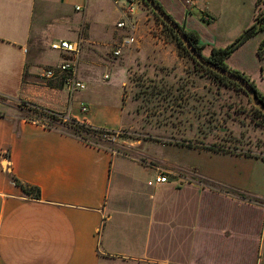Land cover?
Listing matches in <instances>:
<instances>
[{"label": "crops", "instance_id": "obj_1", "mask_svg": "<svg viewBox=\"0 0 264 264\" xmlns=\"http://www.w3.org/2000/svg\"><path fill=\"white\" fill-rule=\"evenodd\" d=\"M158 1L200 35L206 53L224 47L202 31L201 17L213 18L209 0L189 9ZM120 17L115 0H0V264H264V140L206 116L217 102H252L237 88L179 84L177 73L149 70L154 82L140 94L136 60L126 54L132 44L112 52L129 34L117 27ZM59 40H81L85 89L69 92L62 76L40 78L68 56L51 47ZM263 41L264 30L226 63L264 93ZM152 100L158 111L137 105ZM18 101L63 120L135 131L115 148L90 144L10 112ZM149 111L164 117L150 121ZM8 172L38 186L40 198L26 196ZM159 173L168 181L149 184Z\"/></svg>", "mask_w": 264, "mask_h": 264}, {"label": "rangeland", "instance_id": "obj_2", "mask_svg": "<svg viewBox=\"0 0 264 264\" xmlns=\"http://www.w3.org/2000/svg\"><path fill=\"white\" fill-rule=\"evenodd\" d=\"M253 4L255 6H253ZM208 5L213 14V18L212 21L209 22L201 17L202 31L206 33L207 37H212V39L216 41L215 43H217L219 46H226L227 43L232 42L248 27L247 26L241 31L243 25H245L246 21H248V19L251 17L253 8L255 11L253 17L254 21L256 20V17H259V19L264 18V0H257L256 2L254 0H209ZM172 17L174 18L173 15ZM139 20L138 30L135 34L136 40L131 43L132 45L128 46V48L126 47V49L129 50L126 51V54L132 56L134 60H136L134 61V70L136 72L132 74V78L134 84L136 85L137 92L140 94H142V92L145 94L150 92L147 91L146 88L152 85L154 79L147 75V70L161 73H177L178 76H180L177 78V82H179V84L183 82L188 83L189 81L193 82L196 80L198 87L206 85L217 86L215 83L212 84L206 75L196 71L192 60L183 53L174 38L164 28L162 22L153 14L151 9L144 7L143 13ZM261 22H264V19L261 20ZM180 24L187 28L185 23ZM235 56L236 55H234V60ZM228 58L226 59L227 62H229ZM229 65H231L230 62ZM229 67L232 68V66ZM193 71L196 72V78L189 79L188 76L192 75ZM252 81H254V79ZM164 91L166 93V89H164ZM81 93L84 94L87 93V91H81ZM126 95L127 93L125 96ZM245 98L247 101L249 100V102H251L246 94ZM166 101H164V103H166ZM11 104L16 108H12L10 112H20L30 120H32V118H36L43 121V123L48 122L49 124L55 126L62 125L60 121L52 120V118L48 116L49 114L43 110H34L32 103L18 101V103L11 102ZM20 105L23 107H20ZM137 105H139V107H143L145 111L147 109H154L155 111L160 109V104L153 100L150 103L147 101H143L141 103L138 102ZM22 108L24 109L22 110ZM249 108H246L244 105L234 106L230 102L229 105H224L217 102L215 105H213V107L206 108L207 111H209L206 116L210 118L213 117V119L215 118L217 121H224L228 123L231 134H233V131L234 134H239V128L241 125H245L244 128H246L245 132L247 133V136H245L246 139H251L254 142H262L264 140V125H257V123L251 120L250 115L245 114L246 112H249ZM204 109V107L200 108L202 111ZM136 113L138 115V112ZM140 117L141 116H137L135 118L140 119ZM161 117H164V114L161 115L154 111H149L148 115L146 116V118L150 121ZM124 130L126 134H129L132 130L135 131V128H128ZM119 144L122 147V143H118V147L120 146ZM113 146L117 147V144ZM6 161L7 160L4 159V164L7 165Z\"/></svg>", "mask_w": 264, "mask_h": 264}, {"label": "trees", "instance_id": "obj_3", "mask_svg": "<svg viewBox=\"0 0 264 264\" xmlns=\"http://www.w3.org/2000/svg\"><path fill=\"white\" fill-rule=\"evenodd\" d=\"M156 2L162 6V4L158 0H156ZM144 5H145V7L151 9L153 14L162 22V24L164 25V28L174 38V40L176 41L177 45L181 48L183 53L192 60L194 67L196 68V71H199V72L203 73L204 75H206L210 79V81L212 83H215L217 86H226L229 88H237V89L242 90L250 99L249 95L246 93V91L244 90V88L240 84H238V83L228 79L227 77H225V76L203 66L202 64H200L189 53V51L185 48L183 42L178 37V35L173 31V29L163 22V20L153 11V9L149 6V4L146 1H144ZM162 8L164 10H166L163 6H162ZM255 19H256L255 22L252 23L250 26H248L232 42H230L229 44H227L224 47L212 46V47H210V50L208 53L205 52V49L207 48L208 45L201 39L200 35L196 31L190 30V29L186 28L184 25H182L180 23L179 24H180L181 28L184 30V32L187 34V37L190 40V42L193 44V46L197 49V51L200 54H202L206 59L212 61L213 63L244 77L250 83V85L253 87V89L256 91V93L260 99V102L264 105V93L261 92L257 88V85L255 84V82L252 81L249 77L240 73L239 71L230 68L226 63V59L240 45H242L247 39H249L253 35L264 30V22H261V20H263L264 18L259 19V17H256ZM263 49H264V41L261 43V45L258 49V53H259L260 57H262ZM250 101H251V99H250ZM32 106H34V110L35 109L43 110L44 112L49 114L48 116L50 118H52V120H57V121H60V123H62L61 126H55V125H51L47 122V123H44L46 125V127H49L51 129H58L60 131L70 133V134L78 137L79 139H82V140H84L90 144H94V145H98V146H104L107 148H115V147H113V145H115V144H111L108 141L102 139L101 133L104 130H106L105 128L96 127V126L90 125L86 122L77 121L75 119L63 120L62 115L57 113V112L45 110V109H42V108H40L36 105H33V104H32ZM3 113L4 112H3V107H2V111L0 112V114L3 115ZM245 114L250 115L251 120H253L255 123H257V125H260V126L264 125V112H262L260 109H258L253 103L251 104V106L249 108V112H246ZM32 119H36V118H32ZM8 156L9 155L7 153L6 157H8ZM8 176L10 177V179H12V181L16 185H18L22 189V191L24 192V194L26 196L33 197V198H40V188L38 186L21 182L17 178V176L12 172H8Z\"/></svg>", "mask_w": 264, "mask_h": 264}, {"label": "built area", "instance_id": "obj_4", "mask_svg": "<svg viewBox=\"0 0 264 264\" xmlns=\"http://www.w3.org/2000/svg\"><path fill=\"white\" fill-rule=\"evenodd\" d=\"M183 5L189 9L197 4L198 0H181ZM115 3L120 11L121 17L117 21L116 25L118 28L128 30V36L121 41L120 44L114 46L113 54L120 55L123 47L127 44H131L136 40L135 34L138 30V15L142 12L145 5L143 0H115ZM53 49L63 50L68 56L59 64L53 67H47L40 71V78L43 81L56 78L58 76L63 77L64 84L69 92L76 90H83L86 88L84 81L78 78L77 75V58L81 51V40L69 41L59 40L51 44ZM109 77L108 74L105 75ZM82 111L87 110L86 105H82ZM2 111V104L0 101V112ZM125 130H109L106 129L101 133L102 139L108 141L111 144H115L125 134ZM168 181L167 174L159 173L154 180L149 181V184L163 183Z\"/></svg>", "mask_w": 264, "mask_h": 264}, {"label": "water", "instance_id": "obj_5", "mask_svg": "<svg viewBox=\"0 0 264 264\" xmlns=\"http://www.w3.org/2000/svg\"><path fill=\"white\" fill-rule=\"evenodd\" d=\"M144 1H146L149 4V6L153 9V11L163 20L165 24H167L169 27L173 29V31L178 35V37L183 42L185 48L200 64L240 84L244 88L246 93L249 95L252 103L262 112H264V105L260 102V99L256 91L253 89V87L244 77L206 59L202 54H200L197 51V49L190 42V40L187 37V34L181 28L179 22L176 21L166 10H164L162 6L156 2V0H144Z\"/></svg>", "mask_w": 264, "mask_h": 264}]
</instances>
